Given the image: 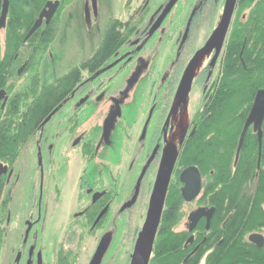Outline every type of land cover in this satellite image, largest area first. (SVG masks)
<instances>
[{
	"label": "flooded vegetation",
	"instance_id": "af4514ba",
	"mask_svg": "<svg viewBox=\"0 0 264 264\" xmlns=\"http://www.w3.org/2000/svg\"><path fill=\"white\" fill-rule=\"evenodd\" d=\"M57 1L50 20L47 23L43 20L38 28L43 29L50 23L56 25L52 19L57 14L58 26L53 40L60 32L63 14L74 0L64 7ZM96 2H86L87 12L92 11L90 15H96ZM168 2L158 4L143 0L135 4L126 0L124 6L127 4L131 8L128 14L120 16V47L94 71L82 67V62L89 60L97 47L57 78L42 84L40 66L50 45L45 49L37 65L40 85H56L73 70L78 72V78L71 90L32 130L18 158L12 162L0 161L4 169L0 173V214L4 210L8 225L21 230L17 238L12 236L15 242L10 247L12 255L7 264H90L98 248L102 252L96 264H130L164 153L175 154V164L163 210L165 206H175L176 219L170 234L183 239L179 248L184 252L183 262L202 248L206 251L201 261L211 251V247L206 249L210 245L206 241L215 207L208 198H204L205 180L196 166L201 177L200 191L192 200L183 198L179 176L189 166L179 167V164L185 142L196 129L195 117L204 107L211 79L218 78L227 37L216 57V49L213 48L207 54L209 57L204 68L198 73L194 69L184 104L178 102L176 93L186 66L215 27L190 54V45L198 38V30L210 15L211 22L215 23L219 15L221 19L226 0H177L163 16ZM179 2H184L183 9ZM189 2L190 8L185 13ZM2 3L0 0V14ZM178 7L177 17L171 18ZM235 8L228 32L234 22ZM9 9L8 0L6 23L0 33H6ZM184 13L185 24L180 27L176 19ZM246 14L242 18H246ZM28 31L24 40L28 39ZM2 48L4 51V46ZM28 59L22 57L12 69L10 66L19 80L28 75ZM208 76L210 78L202 90L203 106L191 112L187 99L192 85H197L201 77ZM2 90L1 107L13 95L12 91ZM101 100L108 105L102 108L98 103ZM180 110L188 113V124L185 133L183 131L178 136V141L171 137V133ZM115 143L120 146V156L116 161H95L104 149ZM200 208L212 210L210 219L207 223L206 216H202L190 229L189 216ZM182 220L184 228L177 230ZM3 229L6 228L0 226V231ZM19 245L21 248L17 251ZM153 245L154 241L147 264L153 257Z\"/></svg>",
	"mask_w": 264,
	"mask_h": 264
},
{
	"label": "trees",
	"instance_id": "16d2710c",
	"mask_svg": "<svg viewBox=\"0 0 264 264\" xmlns=\"http://www.w3.org/2000/svg\"><path fill=\"white\" fill-rule=\"evenodd\" d=\"M46 1L9 0L5 45L0 54V89L12 91L13 95L3 107L0 103L2 162L18 158L32 130L78 78V72L73 70L56 85L39 84L37 65L53 41L59 16L52 19L56 25L50 23L27 40L23 38ZM59 1L64 7L73 0ZM235 6L218 78L211 79L204 107L195 117L196 129L180 154L179 167L199 169L205 180L204 198L215 207L206 241L210 242L206 249L211 247V251L203 264H264V245L258 248L247 239L250 233L264 234V121L260 149L257 134L249 127L238 158L235 156L255 93L264 88V0H237ZM243 14L246 18H242ZM211 19L212 15L208 21L213 26ZM96 47L82 67L98 69L120 47V18L107 21ZM22 57L29 58V70L20 81L10 66L12 69ZM209 78L201 77L199 81L203 79L205 84ZM165 207L149 264H200L206 251L203 248L183 262L184 252L179 250L183 239L170 234L176 219L175 206ZM1 245L0 232V249Z\"/></svg>",
	"mask_w": 264,
	"mask_h": 264
},
{
	"label": "water",
	"instance_id": "95a60500",
	"mask_svg": "<svg viewBox=\"0 0 264 264\" xmlns=\"http://www.w3.org/2000/svg\"><path fill=\"white\" fill-rule=\"evenodd\" d=\"M95 1L96 0H93V2ZM176 1L177 0H169L167 5L163 9L162 12L163 16L166 15V13L170 10V8L175 4ZM235 4H236V0H226L218 26L214 29V31L212 32L211 36L208 38L204 46L200 48L198 51H196L193 58L186 66L176 93L177 100L179 103L180 102L183 104L185 103L186 97L190 91V87L192 84L194 69L198 65L199 60L203 56L207 55L213 48L216 49V54H215L216 57L218 52L222 48L231 21V17L234 11ZM57 5H58L57 0L47 1L45 3L44 7L39 12L36 20L33 22L32 26L30 27L27 34V38L41 26L43 20L45 21V23H47L50 20V18L52 17V15L56 10ZM7 12H8V0H3L2 10L0 14V30L5 26ZM3 94L4 91L3 90L0 91V99L2 98L1 95ZM3 104L4 103H2V106ZM263 121H264V88H261L256 91L250 110L244 121L236 149V155H235L236 159L238 158L240 149L243 145L244 137L249 127H251L253 132L257 134L259 149H260ZM259 158H260V151H259L258 163H259ZM174 164H175V154L164 153L156 173L155 181L150 195V203L145 216V220L143 222V225L141 227L140 232L138 233L135 242L130 264H147L148 262V254L152 249V244L160 222V217L163 211L166 192ZM2 170L4 169L2 168V165L0 163V173ZM141 177H142V173L137 182L136 191L138 190V185L140 183ZM179 179L183 184L181 191L184 199L189 201L198 195L201 188V177L198 169L195 166H189L184 168L180 173ZM211 213L212 210L207 211L204 210L203 208L197 209L194 212H192L189 216V220L191 222L190 229L202 216H206L207 219L206 221L208 223ZM248 241L256 245L258 248H261L264 244V237L260 233H252L248 236ZM146 249L147 251H144ZM101 252L102 251L100 248H98L95 251L90 264L97 263V260L101 256Z\"/></svg>",
	"mask_w": 264,
	"mask_h": 264
},
{
	"label": "rangeland",
	"instance_id": "374dc122",
	"mask_svg": "<svg viewBox=\"0 0 264 264\" xmlns=\"http://www.w3.org/2000/svg\"><path fill=\"white\" fill-rule=\"evenodd\" d=\"M165 2L166 0H148V2H156L161 3ZM87 0H74L70 6L67 7L65 13L62 16L61 23H60V32L56 36V38L51 42L49 46V52L45 59H43L41 66H40V83L47 84L57 78L60 73H62L65 69L69 68L71 65L75 64L76 62L81 59L84 55H88L89 52L93 51L96 48L99 39L101 37L103 28L106 22L114 17L120 18V16H124L130 12L131 6H124L126 0H97L95 3L96 15L87 12ZM130 2L142 3L143 0H135ZM180 3V2H179ZM135 4L133 6H135ZM183 4V5H182ZM182 9L184 7V2L180 3ZM187 7L185 13L188 12L191 2L187 3ZM180 8L178 7L174 13L170 15L171 18H176L179 13ZM182 11V10H181ZM182 17H178L176 19L178 26H184L183 19L185 18L186 14ZM88 15V16H87ZM174 16V17H173ZM220 21V15L217 17L215 23L210 25L209 21H205L202 25V31L198 30V38L193 40V44L190 45V54L194 50L195 46L196 49L198 45H201L204 40L207 38L208 32L216 28ZM209 24H208V23ZM211 22V20H210ZM182 35V33H180ZM180 35V38H181ZM5 33H0V54L3 52L4 46V38ZM195 49V50H196ZM200 83V84H199ZM203 79L202 82H198L197 85H192V91L188 97V109L191 112H194L200 109L203 105L202 99V90H203ZM140 92L138 93V95ZM103 100V99H102ZM100 101L101 107L104 108L105 105L107 106L108 103L106 101ZM187 127V126H186ZM185 133V131H184ZM183 133V134H184ZM182 134V135H183ZM181 135V136H182ZM178 140V137H177ZM180 140V138H179ZM178 140V141H179ZM177 141V142H178ZM120 156V146L115 143L111 147L106 148L102 151L100 156L96 158L95 161L97 162H106L110 163ZM144 216V215H143ZM140 220V224L143 222V217ZM0 226L1 228H6L1 230V236L3 245H1V262L0 264H7V261L10 260L9 257L11 254V246H14L15 240L12 236L17 238L18 234L21 233V230L13 229L8 223L6 222V215L5 211L3 210L0 214ZM177 230H182L184 228V221H180ZM11 228V229H10ZM24 228L22 229L23 232ZM31 231L29 232L30 235ZM29 238V237H28ZM38 239V238H37ZM36 239V240H37ZM38 241V240H37ZM6 243L7 246H6ZM6 246V248H5ZM21 246L17 247L20 249ZM5 249V250H4ZM144 251H147L144 250ZM150 257V253L148 254V258ZM204 260L201 261L200 264H203ZM120 263H122L120 261Z\"/></svg>",
	"mask_w": 264,
	"mask_h": 264
},
{
	"label": "bare ground",
	"instance_id": "6f19581e",
	"mask_svg": "<svg viewBox=\"0 0 264 264\" xmlns=\"http://www.w3.org/2000/svg\"><path fill=\"white\" fill-rule=\"evenodd\" d=\"M208 57H209L208 55H205L199 60L195 73L200 72L204 68L205 64L207 63ZM176 104H177L176 101H174V106H176ZM187 124H188V113L180 110L178 112L176 118V126L174 131L171 133V137L177 138L185 130Z\"/></svg>",
	"mask_w": 264,
	"mask_h": 264
}]
</instances>
